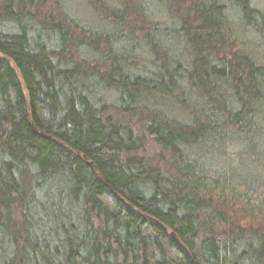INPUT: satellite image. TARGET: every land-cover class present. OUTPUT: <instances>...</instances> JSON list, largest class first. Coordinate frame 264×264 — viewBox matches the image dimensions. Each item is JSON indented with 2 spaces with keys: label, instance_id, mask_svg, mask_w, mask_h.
Listing matches in <instances>:
<instances>
[{
  "label": "trees",
  "instance_id": "16d2710c",
  "mask_svg": "<svg viewBox=\"0 0 264 264\" xmlns=\"http://www.w3.org/2000/svg\"><path fill=\"white\" fill-rule=\"evenodd\" d=\"M80 1L0 0V264H264V2Z\"/></svg>",
  "mask_w": 264,
  "mask_h": 264
},
{
  "label": "rangeland",
  "instance_id": "374dc122",
  "mask_svg": "<svg viewBox=\"0 0 264 264\" xmlns=\"http://www.w3.org/2000/svg\"><path fill=\"white\" fill-rule=\"evenodd\" d=\"M252 2L254 3V5L261 7V5H263L264 0H252ZM67 7L68 9L77 17H81L80 19L82 21H85L86 24L95 27V28H101L104 29L105 31L108 30L109 25H107L106 22L102 21V19H99L98 17H96V15H94L92 13V11L88 8V6L80 0H68L67 2ZM161 22H165L166 21V16H163V13L161 12L160 15L157 17ZM190 105H193L194 100L192 99V95L190 94L189 100H188ZM163 104L166 107V109L163 108L164 114L168 115L169 117H173L179 120H184L186 121V114L179 110L176 105L174 104V102L172 100H166L163 102ZM234 160H237L234 158ZM243 215V213H242ZM247 221H251V218H244L243 220L240 219L239 220V224L241 225L242 228H249L251 226H253V223L251 225H243V222H247Z\"/></svg>",
  "mask_w": 264,
  "mask_h": 264
}]
</instances>
